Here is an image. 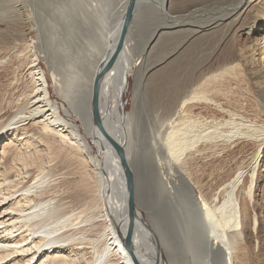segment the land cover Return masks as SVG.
I'll use <instances>...</instances> for the list:
<instances>
[{
    "label": "bare ground",
    "instance_id": "bare-ground-1",
    "mask_svg": "<svg viewBox=\"0 0 264 264\" xmlns=\"http://www.w3.org/2000/svg\"><path fill=\"white\" fill-rule=\"evenodd\" d=\"M9 1L12 3L9 9L13 13L7 14L0 5V24L6 25V28L0 27V34L4 35V39L0 38L1 51L12 49L23 40L21 30L18 31L22 18L19 20L20 17L13 11L15 0ZM48 1L29 0L31 8L27 12H19L22 17L26 14V19L37 30L39 37L29 46L45 52L44 59L52 70L53 85L60 91L62 86L50 49L51 46L55 49L56 44L49 42L50 34L52 40L56 37L55 26L51 24L54 20L42 12ZM154 1L136 0V5L143 2V5L155 6ZM213 1L214 6L210 9L215 14L205 19L198 14L200 17L190 20L187 28H183L187 22L177 20L172 14V0L157 3L165 23L159 25L152 36L150 52L160 43L165 46L179 34L185 37L171 52L146 69V75L143 73L136 78L140 84L151 78L158 80L154 96L147 100L151 112L148 115L145 114L148 112L146 107L141 104L134 105L130 112L125 108L128 75L134 65L139 64L138 60H132L133 42L128 37V31L118 59L115 63L110 62L121 42L130 0H121L116 7L118 18L106 24L105 41L98 54L92 52L83 57L78 50L74 55V49L65 46L70 53L64 61L79 57L83 64L81 73L76 76L81 81L76 86L78 92L85 87L83 92L86 95H78L80 101L77 104L74 100L76 91L72 100L86 114L84 122L90 142L75 123L62 116L63 109L52 100L46 73L40 69L39 57L34 54L30 66L34 82L31 93L20 110L8 117H0V140L9 134L0 157V264H235L234 258L241 250L244 238L248 210L255 202L254 185L264 171V65L248 68V64L255 62L259 49L253 44L238 49L228 39L241 27H249L253 31L258 21L264 26V18H261L264 15V0ZM74 7L79 9L80 6L76 4ZM84 17L93 30V21L88 15ZM94 39L92 32L88 40ZM205 41L211 42L203 43ZM195 42L213 48L209 58L224 49L229 56L227 62L203 73L208 58L200 64L198 55H191L194 58L191 67L187 66L171 77H154L170 67L186 47H192ZM63 43L61 39L57 48L65 49ZM258 54L264 64V50ZM3 59L0 64L4 63ZM236 60L238 62L233 63ZM237 67L243 68L249 75L244 77L248 85L246 98L249 100L246 103L250 106L256 104V110H244L246 108L242 106L232 108L234 106L230 107L226 98L228 91L238 88L242 82V77H231L230 71ZM95 106L98 107L104 131L123 148L132 172V186L135 168L142 169L150 183L153 202L159 207L163 204L160 208L161 219L166 222L164 231L156 226L147 227L142 213L136 212L132 238L136 259L125 246L128 229L133 222L129 213V183L118 151L95 124ZM68 110L66 108L64 112L68 114ZM142 121L146 125L153 124L158 130L157 135L151 138L153 141L147 144L143 143L148 141L146 133L144 140L141 137L142 128L144 130ZM49 135L69 147L77 146L76 150L83 154L88 150L96 151L94 156H86L95 182L84 179L83 186L89 189L92 196H88L83 204H73L67 192L63 193L60 189L59 177L65 175L51 165L57 147L47 139ZM133 136L136 142L133 141L138 144L134 149L131 148ZM246 141L252 142L253 151L233 177L210 195L197 194L185 174L184 158L221 157ZM18 142L25 150H16ZM38 142L49 151L47 163L42 162L39 151L33 148ZM13 152L14 155H9ZM172 189L179 190L178 198L184 201L181 203L183 207L171 203ZM133 190L135 193V187ZM256 224L254 219L255 227ZM156 249H159L158 255ZM164 253L170 263L162 260Z\"/></svg>",
    "mask_w": 264,
    "mask_h": 264
},
{
    "label": "rangeland",
    "instance_id": "rangeland-1",
    "mask_svg": "<svg viewBox=\"0 0 264 264\" xmlns=\"http://www.w3.org/2000/svg\"><path fill=\"white\" fill-rule=\"evenodd\" d=\"M45 1L47 0H43V3ZM161 1L162 0L154 1L153 4H155V6H149L148 3H145L144 6L143 2H140L141 4L139 3L138 7H136L137 10H134V15L129 24L128 37L133 42L132 60L133 62L134 60H138L139 62V64L134 65L130 74L128 75L129 86L124 95V102L126 111L129 112L133 110L134 105L139 106L141 104L145 106L146 110L148 111L145 114H151V112L148 110L149 105L147 100L152 99V97L154 96L158 80L157 78L155 80L154 78H151L147 82L144 81L143 84H140L136 82V78L142 76L143 73L144 75H146V69L156 63L161 57L171 52L174 47L180 44L182 42L181 40H183L185 37L184 34H179L175 36L174 39L169 40V42L165 46L160 43L153 51L150 52L152 36L155 34L158 26L165 23V20L158 12V5ZM25 2L24 0H15L13 4L15 6V10L13 11L16 12V16L18 15V18L20 17L19 20L22 18V20H20L21 24H19V30H17H21L20 32L23 35V40L17 43L18 45L14 46L12 49H2L1 51L0 48V60L5 58L3 59V65L0 64V117H8L16 113L25 104L27 96L31 93L34 86L32 75L30 73V66L32 64V58H34L33 56L35 54L39 57L40 69H43L46 73L52 100L55 101V103H57L58 106L63 109L62 116L69 122L75 123L79 129V132L81 131L80 133L84 135L90 142L91 138L87 134V125L84 122L86 120V114L82 112L81 109L77 106L78 102L80 101L77 96L86 95L85 92H83V89L85 87L78 92L79 88L78 86H76L79 85L81 81V79H79L80 77L76 76H79V73H81L80 71L81 68H83V64L80 63L79 57L70 59L69 62H65L64 57L69 56L68 54L70 53L66 50V47L71 46L69 49H74V55H76V51L81 50L80 54L83 55V57H85L86 55H91L93 53L98 54L99 50H101V47L103 46H101V44H103V41H105L104 37L107 27L106 24L109 25L118 18L116 15V7L121 2V0H49L48 2H46V4H44V10H41L49 18L52 17L54 21H51V24H53L56 29V37L52 40V34H50L49 42L51 43L53 41V43L56 44L55 49L53 46H51L50 49H52L51 55L54 59V66L57 73L56 75H58L60 84L62 86L60 91H57L53 85V79L51 77L52 70H50L48 62H46V60L44 59L45 52L41 49L32 48V46H29L32 41H36L38 39L39 34L36 33L37 30L32 27L33 23L26 19V14H24L23 17L21 16V13L23 11L27 12L29 7L31 8L29 0H25ZM213 2V0H172V14L177 17V20H181L182 22L187 23L190 20L193 21L200 16L205 19L208 15L215 14L212 13L213 11H211L212 7L214 6ZM11 4L12 3L9 0L0 1V5L6 9L7 14L13 13L12 10H10ZM76 4L80 6L79 9L74 7ZM19 11H21V13ZM86 11L87 13H84ZM208 11L211 13H209ZM102 14L105 16L104 18H102ZM198 14L201 15L198 16ZM84 15H88V18L93 21V30L90 29L91 24L86 21ZM106 17L108 18L106 19ZM261 18H264V15H262ZM187 23H185V25L183 24V28H187L190 26L189 23ZM0 27L6 28V25L0 24ZM262 28H264L262 22L258 21V24L256 28L253 29V31H250L249 27H241L240 29H237L233 37H230L228 39V41L233 42L238 49L245 48L250 44H253L256 49H259L257 55L255 56V62L253 64H248V68H251L253 66L261 67L264 65L263 61L261 62L260 60V55L258 54L259 52L264 50V29L262 30ZM92 32H94L95 35V39L93 40L94 42L88 40ZM0 38L4 39V35L0 34ZM61 39H63L64 41L62 45L64 47L66 46L65 49L57 48V44L61 42ZM54 40L56 42H54ZM211 41H205L203 43H210ZM192 44V47H186L187 49L184 51V53L182 55L180 54L179 58L170 67L164 69L158 76L154 77H158L159 79H161L162 77H171L172 75L177 74L179 71H183L187 66L191 67L194 64V58H192V56L194 55H198L200 64L208 58L207 65H204L203 67V73L208 72L210 69L216 68L220 64L223 65L225 62H227V58H229L228 54L223 49L217 51L215 55L211 57V59L209 58V56L213 53V48H211L210 45L203 47L196 42ZM97 45L99 46L98 48ZM77 47L80 48L77 49ZM84 51H87V53H85ZM237 62L238 61L236 60L233 63ZM233 63L229 65H232ZM234 71H230V73L232 72L233 74H235L233 75L231 73V77H242V80L240 79L242 82L239 84L238 88H235L232 91H228V97L226 98L228 99V102H230V107H243V109L246 108L244 110H256V104L252 103V106H250V104L246 103V101L249 100L246 98V86L248 85H246L244 77H249L248 73L243 68L241 69V67L235 68ZM262 74H264V72ZM146 83H148L147 86ZM237 89H239L240 91ZM76 91L77 93H75L74 95V92ZM73 95L76 96L74 100H77V104L76 101L72 100ZM66 108L67 110L69 109L68 114L64 112V109ZM145 114L143 113L144 116H146ZM92 116L93 114L91 112V118ZM141 123L144 126V130L143 128L141 130V137L144 140V133H146V140L148 141H144L143 143L147 144V142H151L150 140H152L151 138H153V136L157 135L158 130L155 129L153 124H150V126L146 125V123H144L143 121ZM147 127L148 129H145ZM134 138L135 137L133 136V143L131 144V148L133 149L137 148L138 145L135 143L136 139ZM7 139H9V134H5V136L1 139L2 141L0 140V157L2 153L1 149L3 147V144L5 143V140L7 141ZM47 139L57 147V152L56 154H54L51 165L57 167L59 171L62 170L61 172H63L65 175L64 177H62L61 175L59 177V179L61 180L60 189L63 190V193L67 192L66 194L72 200L73 204H83L85 201H87L88 196H92V193L89 192V189L83 186L84 179L88 181L90 180V183H93L92 181L95 182V179L91 174L92 166L90 165L86 156H94L96 152L95 149L88 150L83 154L81 151L76 150V145H74L76 146V148L69 147L68 145L60 143L57 137L49 135ZM251 143L252 142L250 141L242 142L241 145H238L239 148L236 147L225 153L221 157L213 159H193V157L188 159L184 158L185 161L183 160V165L185 167L184 171L186 172L184 173L194 186L195 192L197 194L199 193L206 196L210 195L220 185L232 178L238 170L239 166L242 165L248 157H250V154L254 148V145ZM18 144V148L16 150H25V147L20 142H18ZM34 144L35 147L33 148L39 151V156L42 158V162L45 161V163H47L50 159L48 153L49 151H47L45 146H43L39 142ZM14 154L15 153L13 152L9 155ZM79 154L82 155L79 156ZM135 169V174H133L135 178L134 187L137 199L136 207L137 210L143 215V223H145L147 227L154 228L156 226L160 230L164 231L166 222L161 219L162 209L160 208L163 206V204H160L159 207L155 202H153L154 196L152 197V194L150 192V183L148 182L142 169ZM254 186L255 202H253L252 206L248 210L245 228H243V243L241 242L240 244L241 250L239 251L240 253L238 252L236 254L237 256L234 255V257H237V259L236 257L234 258L235 264H264V171L261 174L260 180ZM65 189L67 190L65 191ZM178 193L179 190L172 189L171 195H173V197L171 196L170 201L177 207H183V204L181 203H183L184 201H180V199L178 198L180 194L178 195ZM177 199L179 202L178 204ZM254 219L257 220L256 227L254 226ZM169 221H171V219ZM260 222L261 226H259ZM156 254L158 255V249H156ZM164 259L168 263L171 262L169 260V257H167L165 253L162 260L164 261Z\"/></svg>",
    "mask_w": 264,
    "mask_h": 264
},
{
    "label": "water",
    "instance_id": "water-1",
    "mask_svg": "<svg viewBox=\"0 0 264 264\" xmlns=\"http://www.w3.org/2000/svg\"><path fill=\"white\" fill-rule=\"evenodd\" d=\"M136 7H138V5H136V0H130L129 2V5L127 7V11H126V15H125V18H124V31L121 35V39H120V44L118 45V48L116 50V52H114L113 54V57L112 59L110 60V62L112 63H115L116 60L118 59L119 57V54H120V50L122 49V46H123V42H125V38L127 36V31H128V28H129V24H130V21L133 17V14H134V10L136 9ZM94 121H95V124L97 125V127L108 137V139L110 140V142L113 144V146L115 147V149L118 151L119 155H120V158H121V161H122V164L124 166V169H125V175L127 177V180H128V185H129V213H130V217L131 219L133 220L132 224L130 225V228L128 229V233H127V236H126V239H125V246L126 248L130 251L131 253V256L136 259V254H135V251L132 249V238H133V233H134V219L136 217V212H138L137 210V207H136V195L134 193V186H132V172L130 170V167L128 165V162L125 158V155H124V151H123V148L118 144V142H116V140L112 137H110L103 129V126H102V123H101V119H100V114H99V111H98V107L95 106V109H94ZM158 252H159V249H158Z\"/></svg>",
    "mask_w": 264,
    "mask_h": 264
}]
</instances>
